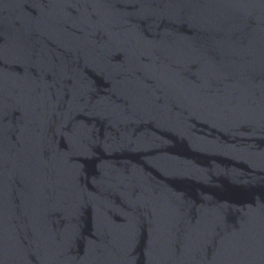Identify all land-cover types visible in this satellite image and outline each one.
<instances>
[{"label":"water","instance_id":"95a60500","mask_svg":"<svg viewBox=\"0 0 264 264\" xmlns=\"http://www.w3.org/2000/svg\"><path fill=\"white\" fill-rule=\"evenodd\" d=\"M0 264H264V0H0Z\"/></svg>","mask_w":264,"mask_h":264}]
</instances>
